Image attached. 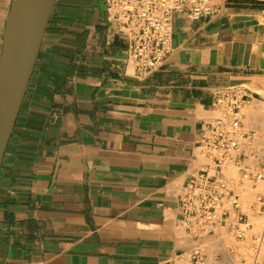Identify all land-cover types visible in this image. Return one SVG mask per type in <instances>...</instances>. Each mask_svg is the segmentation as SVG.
I'll list each match as a JSON object with an SVG mask.
<instances>
[{
    "label": "crops",
    "instance_id": "1",
    "mask_svg": "<svg viewBox=\"0 0 264 264\" xmlns=\"http://www.w3.org/2000/svg\"><path fill=\"white\" fill-rule=\"evenodd\" d=\"M210 5L175 15L172 52L139 76L105 0H57L0 169V264H182L197 246L243 263L227 229L193 238L181 206L216 95L243 87L264 115V5Z\"/></svg>",
    "mask_w": 264,
    "mask_h": 264
},
{
    "label": "built area",
    "instance_id": "2",
    "mask_svg": "<svg viewBox=\"0 0 264 264\" xmlns=\"http://www.w3.org/2000/svg\"><path fill=\"white\" fill-rule=\"evenodd\" d=\"M264 5V0H260ZM116 34L129 45V61L144 76L172 52L174 16L210 15V0H105ZM247 89L230 86L216 95L217 116L204 125L197 141L203 163L181 197L183 221L199 239L218 228L241 242L251 264H264V115L254 114ZM249 192L245 198L243 192ZM261 224L255 230V219ZM182 264H208L197 246L181 257Z\"/></svg>",
    "mask_w": 264,
    "mask_h": 264
},
{
    "label": "water",
    "instance_id": "3",
    "mask_svg": "<svg viewBox=\"0 0 264 264\" xmlns=\"http://www.w3.org/2000/svg\"><path fill=\"white\" fill-rule=\"evenodd\" d=\"M57 0H14L0 50V169Z\"/></svg>",
    "mask_w": 264,
    "mask_h": 264
},
{
    "label": "rangeland",
    "instance_id": "4",
    "mask_svg": "<svg viewBox=\"0 0 264 264\" xmlns=\"http://www.w3.org/2000/svg\"><path fill=\"white\" fill-rule=\"evenodd\" d=\"M257 108H260L262 107L261 105H256ZM261 222L256 224L255 228L256 230L258 231L259 230V226H260ZM261 259L264 261V250H263V253L261 255ZM237 261L240 263L241 261H243L242 264H244L246 262V264H251L252 260L251 258L249 257V255L246 253L245 249H241L240 251V256L237 257Z\"/></svg>",
    "mask_w": 264,
    "mask_h": 264
}]
</instances>
